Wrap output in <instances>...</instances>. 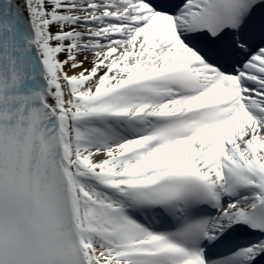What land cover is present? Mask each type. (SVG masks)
<instances>
[{
	"label": "bare ground",
	"instance_id": "1",
	"mask_svg": "<svg viewBox=\"0 0 264 264\" xmlns=\"http://www.w3.org/2000/svg\"><path fill=\"white\" fill-rule=\"evenodd\" d=\"M13 1L26 16L32 31V42L41 55L44 67L46 87L40 97L39 111L49 117L55 116L61 122L64 163L76 192L74 218L80 240L87 242L88 263L149 264L128 258L130 254L160 251V246L156 245L147 249L134 248L143 242L145 230L124 208L135 209L131 203L137 200L136 189L171 175L175 169L186 165L199 167L208 179H217V160H213L211 152L204 151L187 164V159L196 149L193 145L196 140L192 143L183 140L161 146L154 143L130 159L104 162L152 139L145 133H131L121 138L125 131H120L119 126L115 127L119 130L112 129L116 123L126 128L116 122L117 115L152 113L163 104L157 92L146 95L145 88H122L128 82L162 73L161 62L166 61L165 67L170 66L174 62L171 53L176 49L155 52L144 59L146 52L138 46V43L142 46L147 43V40L141 39L143 32L132 34L128 30L130 27L122 24L109 30L119 39L103 44L111 46L108 51L102 49L89 56L86 49H79L77 42L66 35L65 21L56 16V11L66 7H52L51 4L56 5L53 0ZM112 2L118 6L122 4L121 0ZM98 6L90 8L97 10ZM121 10V17L124 18L127 10ZM168 43H161L160 46H167ZM118 60L120 65L115 68L114 62ZM137 63L139 66L134 71V77L128 80L133 65ZM213 89L214 95H209L207 100L225 102L229 93L218 85H214ZM102 120L110 125L109 131L108 127L102 126ZM216 144L222 147L220 143ZM132 213L139 220L150 215L148 211L136 209ZM101 216L114 220L118 227L116 231L124 237L121 246H108L90 233L101 232L97 227L98 217Z\"/></svg>",
	"mask_w": 264,
	"mask_h": 264
},
{
	"label": "rangeland",
	"instance_id": "2",
	"mask_svg": "<svg viewBox=\"0 0 264 264\" xmlns=\"http://www.w3.org/2000/svg\"><path fill=\"white\" fill-rule=\"evenodd\" d=\"M56 5L63 6V10L56 11V16L65 21L66 35L76 41L79 49H86L89 56L94 55L102 49L109 50L111 46H103L109 40L119 39L118 35H114L113 27L121 23L113 20L103 19V15H118L120 9L112 0H53ZM99 5L97 10H92L90 7ZM108 30V31H107ZM105 56V55H103ZM115 68L119 67V60L114 62ZM98 229L101 231L94 236L101 242L112 247L108 240L110 237L116 241L115 246H121L124 243V237L116 231L118 228L114 220L110 217H98Z\"/></svg>",
	"mask_w": 264,
	"mask_h": 264
}]
</instances>
